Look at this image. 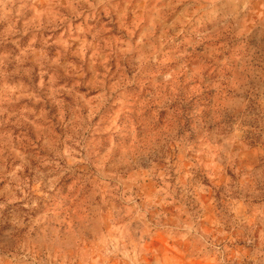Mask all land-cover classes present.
I'll return each mask as SVG.
<instances>
[{
  "label": "clouds",
  "instance_id": "clouds-1",
  "mask_svg": "<svg viewBox=\"0 0 264 264\" xmlns=\"http://www.w3.org/2000/svg\"><path fill=\"white\" fill-rule=\"evenodd\" d=\"M0 264H264V0H0Z\"/></svg>",
  "mask_w": 264,
  "mask_h": 264
}]
</instances>
